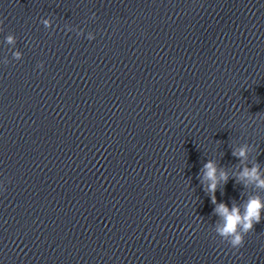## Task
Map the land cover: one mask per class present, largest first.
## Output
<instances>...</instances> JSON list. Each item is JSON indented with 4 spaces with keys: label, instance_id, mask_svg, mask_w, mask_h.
I'll return each instance as SVG.
<instances>
[{
    "label": "clouds",
    "instance_id": "9594fccd",
    "mask_svg": "<svg viewBox=\"0 0 264 264\" xmlns=\"http://www.w3.org/2000/svg\"><path fill=\"white\" fill-rule=\"evenodd\" d=\"M2 23L0 21V25ZM42 23L47 28L49 21L45 19L42 20ZM68 30L73 31L74 29L69 28ZM0 31H3L2 27H0ZM77 35L79 36L81 33L77 32ZM94 38V35L89 32L87 39L93 40ZM6 43L15 46L16 37L14 34L7 35ZM13 57L17 61L21 60V52H13ZM3 62L5 65L10 63L7 58ZM38 67L43 69V64H38ZM253 150V147L248 143L232 148V155L244 165L239 174H233L232 176L235 178V182L242 185L244 189L252 186L254 189L264 191V170H261L260 163L256 162L250 166L244 163ZM198 179L204 192L210 197L211 203L215 206L213 215L218 218L214 225L215 234L222 243H226L231 249L239 251L245 245V237L254 230V225L264 219V196L254 191L252 194L247 195L242 204L232 201L231 207H229L225 202L218 203L215 193L221 184L224 186L228 182L230 175L229 170L221 167L214 159H209L203 164L198 173ZM205 181L208 182L206 187Z\"/></svg>",
    "mask_w": 264,
    "mask_h": 264
}]
</instances>
